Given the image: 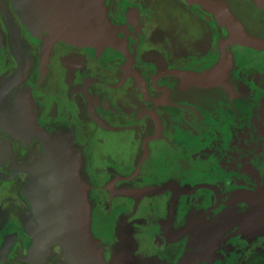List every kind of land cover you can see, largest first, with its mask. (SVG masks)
Segmentation results:
<instances>
[{
	"label": "flooded vegetation",
	"instance_id": "1",
	"mask_svg": "<svg viewBox=\"0 0 264 264\" xmlns=\"http://www.w3.org/2000/svg\"><path fill=\"white\" fill-rule=\"evenodd\" d=\"M107 5L113 46L49 49L0 0V86L27 65L7 101L27 91L37 125L72 137L105 264H264V51L226 44L223 25L181 0ZM230 7L264 39V8ZM222 62L220 83L178 76ZM41 146L0 128V264H30L18 170Z\"/></svg>",
	"mask_w": 264,
	"mask_h": 264
},
{
	"label": "water",
	"instance_id": "2",
	"mask_svg": "<svg viewBox=\"0 0 264 264\" xmlns=\"http://www.w3.org/2000/svg\"><path fill=\"white\" fill-rule=\"evenodd\" d=\"M27 33L41 39L50 49L56 42L77 46L106 47L115 44L116 29L108 17L107 0H11ZM197 6L223 25L226 44L264 51V39L249 34L224 0H181ZM264 8V0H249ZM43 33L46 35L43 36ZM223 62L202 74L179 73L193 84L220 83ZM27 65L0 86V128L16 138L42 140L36 157L19 167L29 175L25 197L31 207L26 226L33 237L25 257L30 264H42L55 251L57 264H105L103 247L91 229L92 208L89 185L81 173V155L70 135L48 134L35 122L32 97L19 91L7 101L12 89L24 79Z\"/></svg>",
	"mask_w": 264,
	"mask_h": 264
},
{
	"label": "rangeland",
	"instance_id": "3",
	"mask_svg": "<svg viewBox=\"0 0 264 264\" xmlns=\"http://www.w3.org/2000/svg\"><path fill=\"white\" fill-rule=\"evenodd\" d=\"M229 6H230V1L231 0H224ZM186 86V85H185ZM246 113H248L249 115H250V111L248 110V111H246Z\"/></svg>",
	"mask_w": 264,
	"mask_h": 264
}]
</instances>
